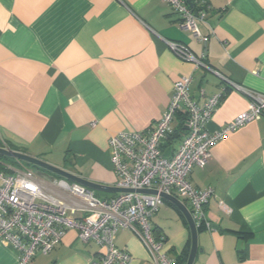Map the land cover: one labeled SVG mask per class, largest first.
Here are the masks:
<instances>
[{
    "label": "crops",
    "instance_id": "obj_1",
    "mask_svg": "<svg viewBox=\"0 0 264 264\" xmlns=\"http://www.w3.org/2000/svg\"><path fill=\"white\" fill-rule=\"evenodd\" d=\"M206 1V18L198 22L206 40L200 42L163 0H0V144L116 187L111 135L158 121L173 83L184 75L198 103L200 91L221 90L219 76L179 59L165 40L187 45L234 83L264 92V0ZM247 106L245 94L229 89L206 128L219 129ZM183 118L176 114L173 127ZM183 135L162 140L165 157ZM51 177L41 178L49 186ZM189 182L214 191L204 208L210 228L197 227L193 264H264V117L221 138ZM91 191L104 199L117 194ZM151 226L165 236L168 257L186 255L187 261L190 229L174 204L164 200ZM115 244L130 254V264H151L132 229L120 230ZM101 252L69 229L50 253H37L29 264H89ZM0 264H18L16 250L1 239Z\"/></svg>",
    "mask_w": 264,
    "mask_h": 264
},
{
    "label": "built area",
    "instance_id": "obj_2",
    "mask_svg": "<svg viewBox=\"0 0 264 264\" xmlns=\"http://www.w3.org/2000/svg\"><path fill=\"white\" fill-rule=\"evenodd\" d=\"M179 15L180 26L200 42H205L198 22L207 15L206 0H163ZM179 59L203 67L219 76L221 90L198 103L190 93V76L173 83L169 102L158 121L142 131H120L108 139L111 169L116 187L132 189L104 199L84 186L53 176L49 186L31 168L0 170V239L17 252L18 264H29L40 253L46 255L60 242L65 232L74 229L85 242L92 241L102 252L89 264H130V254L115 244L117 234L129 228L147 248L151 264H175L163 252L165 236L152 231L151 218L164 200L159 193L186 201L196 227L210 228L204 208L213 195L212 187L197 189L189 182L193 168H203L210 149L227 133L264 117V92H253L223 76L185 44L165 40ZM229 89L248 98L247 108L215 131L206 124ZM182 113L187 127L177 149L170 157L162 153L161 142L173 131L176 114ZM1 147L8 148L5 143ZM50 187V188H49ZM154 189L157 194L140 193ZM71 213H79V217Z\"/></svg>",
    "mask_w": 264,
    "mask_h": 264
},
{
    "label": "water",
    "instance_id": "obj_3",
    "mask_svg": "<svg viewBox=\"0 0 264 264\" xmlns=\"http://www.w3.org/2000/svg\"><path fill=\"white\" fill-rule=\"evenodd\" d=\"M188 2H189V5H191V1L189 0ZM184 129H187V127L185 126ZM0 155L14 158L21 162L29 163L40 169L48 171L56 175L57 177L64 178L65 180L69 182L78 183L84 186L85 188H87L88 190H102V191H110V192H116V193L132 191V189L113 187V186L103 185L100 183L90 181L79 175L69 172L62 167L52 165L38 157L29 155L24 152L15 151L10 148H4L0 146ZM137 192L157 194V191L154 189H140V190H137ZM159 195L163 198V200L169 201L172 204H174L177 207V209L182 213V215L185 217L188 223V226L190 229L191 247H190L188 258L185 264H193L196 253H197V227L193 221L191 213L189 209L186 207V205L177 197L173 195H168L165 193H159Z\"/></svg>",
    "mask_w": 264,
    "mask_h": 264
},
{
    "label": "trees",
    "instance_id": "obj_4",
    "mask_svg": "<svg viewBox=\"0 0 264 264\" xmlns=\"http://www.w3.org/2000/svg\"><path fill=\"white\" fill-rule=\"evenodd\" d=\"M183 120V119H182ZM181 120V123L176 127L174 128V131L173 133L170 135L171 137L172 136H179L180 133H185V130H184V126H183V121ZM18 151H21V152H25L24 150H21V149H17ZM21 163L22 165L24 166H28L30 168H37L36 166L34 165H31L29 163H25V162H21V161H18L14 158H10V157H7V156H3V155H0V170L2 171H5V172H10V170H8L6 168V165L7 164H19ZM50 173V172H49ZM52 174V173H50ZM53 176H56L54 174H52ZM200 227V226H199ZM153 231V230H152ZM154 232V231H153ZM157 234V233H156ZM158 235V234H157ZM175 260V264H183L186 262V255L184 258H181V259H174Z\"/></svg>",
    "mask_w": 264,
    "mask_h": 264
},
{
    "label": "rangeland",
    "instance_id": "obj_5",
    "mask_svg": "<svg viewBox=\"0 0 264 264\" xmlns=\"http://www.w3.org/2000/svg\"><path fill=\"white\" fill-rule=\"evenodd\" d=\"M6 168L8 169V170H10V172L11 171H13V170H23L24 168H30V167H28V166H24V165H22L21 163H19V164H7L6 165ZM31 169H33L34 171H35V173H36V175L37 176H39V177H42L43 175H50V173L48 172V171H46V170H43V169H40V168H31ZM57 177V176H56ZM100 198V197H99Z\"/></svg>",
    "mask_w": 264,
    "mask_h": 264
}]
</instances>
